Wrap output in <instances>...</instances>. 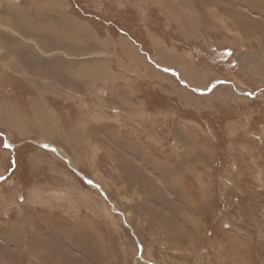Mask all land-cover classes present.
<instances>
[{"label": "rangeland", "instance_id": "rangeland-1", "mask_svg": "<svg viewBox=\"0 0 264 264\" xmlns=\"http://www.w3.org/2000/svg\"><path fill=\"white\" fill-rule=\"evenodd\" d=\"M0 264H264V0H0Z\"/></svg>", "mask_w": 264, "mask_h": 264}]
</instances>
